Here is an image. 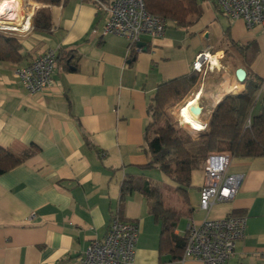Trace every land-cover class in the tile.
Instances as JSON below:
<instances>
[{
    "label": "crops",
    "instance_id": "obj_1",
    "mask_svg": "<svg viewBox=\"0 0 264 264\" xmlns=\"http://www.w3.org/2000/svg\"><path fill=\"white\" fill-rule=\"evenodd\" d=\"M197 4L200 13L190 26L167 21L173 27L161 37L143 35L139 42L144 45L130 55L126 38L101 34L105 15L98 0H61L57 5L0 0V18L6 6L22 14L19 23L6 22L2 29L7 31L0 33L19 38L26 55L18 63L0 61V146L18 156L31 152L0 175V264H70L90 241L105 235L115 212L139 225L135 264H203L160 251V220L144 195L132 192L120 198L126 176L145 177L149 107L161 82L191 73L197 53L208 48L213 56L219 53L212 69L195 72L193 96L198 94L200 116L208 121L225 95L244 89L235 76L238 68L264 81L260 28L248 29L212 0ZM41 8L50 14L48 30L35 29L32 21ZM48 49L66 53L55 62L50 87L31 94L15 69ZM180 118L177 110L179 125L195 139L190 135L194 128ZM203 166L191 171L185 193L173 181L171 193L156 185L164 205L180 215L174 233L185 235L189 221L244 217V236L226 264H264V156L232 157L228 172L242 174L239 190L208 210L199 207ZM167 195L171 204L164 200Z\"/></svg>",
    "mask_w": 264,
    "mask_h": 264
},
{
    "label": "trees",
    "instance_id": "obj_2",
    "mask_svg": "<svg viewBox=\"0 0 264 264\" xmlns=\"http://www.w3.org/2000/svg\"><path fill=\"white\" fill-rule=\"evenodd\" d=\"M60 1L37 0L51 5H57ZM144 2L149 13L182 27L190 26L200 13L197 0H144ZM32 14L33 12L31 17ZM33 22L35 29L48 30L50 27L48 10L39 9L35 19L33 16ZM246 47L249 46L243 49ZM21 49L22 43L19 38L0 33V61L20 62L26 57L21 54ZM62 53L66 52L56 51V62ZM133 53L135 52L132 51L130 55ZM243 69L245 78L241 83L244 84V89L223 97L213 111L207 131L195 139L190 138L187 133H180L168 119L152 129L155 117L162 116L165 105L191 87L196 78L195 71L161 82L149 107L152 121L145 133V149L150 155V160L142 167L158 168L176 184L177 191L185 193L189 188L191 171L204 162L211 153L229 152L232 157L242 158L264 156V94L261 95L264 81L248 72L245 67ZM183 123L192 128L185 121ZM30 154V151H26L18 156L0 146V175L20 164ZM132 192L144 195L148 201L149 211L160 220V251L171 253L172 258H182L186 236L174 233L180 215L164 205L158 186L145 177L126 176L121 181V200Z\"/></svg>",
    "mask_w": 264,
    "mask_h": 264
},
{
    "label": "built area",
    "instance_id": "obj_3",
    "mask_svg": "<svg viewBox=\"0 0 264 264\" xmlns=\"http://www.w3.org/2000/svg\"><path fill=\"white\" fill-rule=\"evenodd\" d=\"M219 10L233 19H241L248 29L260 28L264 36V0H212ZM99 2L105 20L102 35L114 34L128 41V53L139 50L143 35L161 37L167 21L149 13L144 0H113ZM7 30L0 28V32ZM210 48L196 54L191 69L205 73L215 64ZM56 50L37 53L26 64L15 69L25 89L33 94L46 91L52 81ZM205 129V127H204ZM202 129V130H204ZM232 156L229 152L209 154L203 166L204 182L200 189L199 207L208 210L215 203L234 198L243 176L229 173ZM245 218L226 216L220 219L189 221L182 258H193L203 264H226L234 252L236 242L243 238ZM136 222L123 219L117 212L110 217L105 235L90 241L84 251L70 264H135V250L139 235Z\"/></svg>",
    "mask_w": 264,
    "mask_h": 264
},
{
    "label": "rangeland",
    "instance_id": "obj_4",
    "mask_svg": "<svg viewBox=\"0 0 264 264\" xmlns=\"http://www.w3.org/2000/svg\"><path fill=\"white\" fill-rule=\"evenodd\" d=\"M170 25H172V24L168 22L166 29L170 28V27H173V26H170ZM197 83H198V78L196 77L194 82H193V84L191 85V87L185 93H183L181 96L171 100L170 102H168L165 105V107L162 110V116L159 115L158 117L157 116L155 117V121L153 122V126H152L153 128L152 129L156 128L159 124H162L163 120L168 119L180 133L182 132V133L186 134V132L179 125V123H178V121L176 119V114H177L178 108L180 106H182L183 104H185V102L189 98H191V96H193L194 92L197 89V85H196ZM199 102H200V100L197 99V103L198 104H199ZM180 119H182V118H180ZM182 127L184 128V125H182ZM186 127H188V126H186ZM194 131H195V133L199 132L196 129H194ZM144 176H145L146 179L151 181L153 184L158 185L161 188V191L163 193H171V189L169 188V185H171V186L174 185L175 186V184L168 177V175L163 173L158 168H149V169L145 170ZM167 196L164 197V200H165L166 203L169 202L171 204L172 199H170L171 200L170 201L169 200V196L170 195H167ZM166 198H167L168 201L166 200ZM168 206L171 207V205H169V204H168Z\"/></svg>",
    "mask_w": 264,
    "mask_h": 264
},
{
    "label": "bare ground",
    "instance_id": "obj_5",
    "mask_svg": "<svg viewBox=\"0 0 264 264\" xmlns=\"http://www.w3.org/2000/svg\"><path fill=\"white\" fill-rule=\"evenodd\" d=\"M3 11V18H0V28H4L6 27L5 23L8 21H14V24L19 23V18H21L22 14L20 11L15 10V12L11 11L10 8L8 9V7L6 6L4 9H2ZM17 16V17H16ZM30 16V13H29ZM15 18V19H14ZM22 25V23L18 26L20 27ZM27 23L23 26V30L26 28ZM17 28V27H15ZM220 57V54H216L215 56L211 57V60L214 61V63H217L216 58ZM197 99H198V94L194 95L192 98H189L186 103L181 106L178 110L180 111V116L181 118L185 121V123L190 124L189 126L192 128H197V130L199 129V131H201V128L206 127V120L203 119L198 113H194L191 111V106H197ZM180 119V121L182 122L183 120ZM183 121V122H184ZM187 124V125H188Z\"/></svg>",
    "mask_w": 264,
    "mask_h": 264
},
{
    "label": "water",
    "instance_id": "obj_6",
    "mask_svg": "<svg viewBox=\"0 0 264 264\" xmlns=\"http://www.w3.org/2000/svg\"><path fill=\"white\" fill-rule=\"evenodd\" d=\"M140 48L144 45V43L143 42H138V44H137ZM145 48L143 47V50H144ZM235 76H236V78H237V80L238 81H243L244 80V78H245V70L243 69V68H238L236 71H235ZM217 106V105H216ZM215 106V107H216ZM215 109V108H214ZM214 109L212 110V113L210 114V116H209V120L207 121V124L209 123V121H210V118H211V116H212V114H213V111H214ZM191 111L192 112H194V113H200L199 115H201L202 114V108L199 106V105H197V106H191ZM203 133H205V130H201V131H199V132H197V133H191L190 135L192 136V137H197V136H199V135H201V134H203Z\"/></svg>",
    "mask_w": 264,
    "mask_h": 264
}]
</instances>
